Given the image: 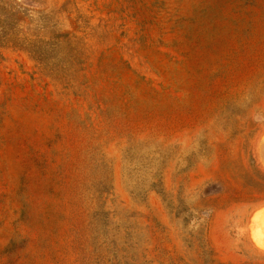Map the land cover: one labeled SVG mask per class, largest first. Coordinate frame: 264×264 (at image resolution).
I'll return each mask as SVG.
<instances>
[{
    "label": "rangeland",
    "instance_id": "rangeland-1",
    "mask_svg": "<svg viewBox=\"0 0 264 264\" xmlns=\"http://www.w3.org/2000/svg\"><path fill=\"white\" fill-rule=\"evenodd\" d=\"M263 209L264 0H0V264H264Z\"/></svg>",
    "mask_w": 264,
    "mask_h": 264
},
{
    "label": "bare ground",
    "instance_id": "bare-ground-1",
    "mask_svg": "<svg viewBox=\"0 0 264 264\" xmlns=\"http://www.w3.org/2000/svg\"><path fill=\"white\" fill-rule=\"evenodd\" d=\"M255 218H256V221H258L259 225L264 230V209L261 211L259 210V212L256 214Z\"/></svg>",
    "mask_w": 264,
    "mask_h": 264
}]
</instances>
